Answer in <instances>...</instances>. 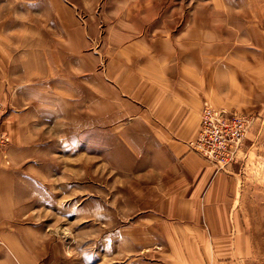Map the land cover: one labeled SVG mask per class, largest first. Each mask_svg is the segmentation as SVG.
Instances as JSON below:
<instances>
[{
    "label": "rangeland",
    "instance_id": "374dc122",
    "mask_svg": "<svg viewBox=\"0 0 264 264\" xmlns=\"http://www.w3.org/2000/svg\"><path fill=\"white\" fill-rule=\"evenodd\" d=\"M117 31L130 38L164 32L174 43L183 39L187 56L199 62L202 104L250 119L234 162L245 238L238 242L242 250L236 259L264 264V0H0V110L4 116L16 111L25 103L18 92H36L35 76L25 77L36 62L43 75L55 63L56 76L67 77V40L79 47L76 59L85 57L93 67ZM81 119L76 113V127ZM58 120L65 122L66 115ZM2 130L8 143L0 149L1 168L10 173V189L1 195L0 214L13 216L15 224L0 230L17 234V248L29 260L131 264L155 259L163 246L145 217L150 180L136 176L138 163L108 130L92 128L84 137L76 128L73 139L60 130L52 154L44 146L35 158V145H29L27 160L10 159L4 124ZM5 244L0 240L1 247Z\"/></svg>",
    "mask_w": 264,
    "mask_h": 264
},
{
    "label": "crops",
    "instance_id": "0c3cea01",
    "mask_svg": "<svg viewBox=\"0 0 264 264\" xmlns=\"http://www.w3.org/2000/svg\"><path fill=\"white\" fill-rule=\"evenodd\" d=\"M117 32L113 45L100 50L104 59L100 52L93 67L85 57L76 59L79 47L70 33L63 46L69 54L63 63L67 77L56 76L55 63L45 75L37 62L33 70L25 69V77L35 76L38 83L36 92H18L24 105L4 116L7 155L27 160L29 145H35V158L44 146L52 154L63 129L72 139L76 128L84 137L92 128L108 130L138 163L136 176L150 180L145 217L163 246L155 250L154 260L137 258L131 264H238V242L245 238L235 163L216 170L190 145L197 137L204 95L196 56H187L183 39L174 43L164 32L134 38ZM76 113L82 117L78 127ZM59 114L66 115L65 122H59ZM2 165L0 157V199L10 189V173ZM14 219L0 214V226L15 224ZM0 240L6 243L0 246V264H36L17 248L16 233L0 230Z\"/></svg>",
    "mask_w": 264,
    "mask_h": 264
},
{
    "label": "built area",
    "instance_id": "2783aa9c",
    "mask_svg": "<svg viewBox=\"0 0 264 264\" xmlns=\"http://www.w3.org/2000/svg\"><path fill=\"white\" fill-rule=\"evenodd\" d=\"M3 119L0 110V149L8 143L2 130ZM250 124V119L242 114L203 103L197 137L191 142V148L216 170L226 171L237 159Z\"/></svg>",
    "mask_w": 264,
    "mask_h": 264
}]
</instances>
